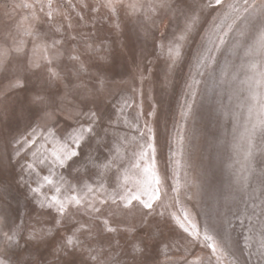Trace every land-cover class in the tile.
Returning <instances> with one entry per match:
<instances>
[{"label": "snow or ice", "instance_id": "1", "mask_svg": "<svg viewBox=\"0 0 264 264\" xmlns=\"http://www.w3.org/2000/svg\"><path fill=\"white\" fill-rule=\"evenodd\" d=\"M230 74L247 85L232 147L251 172L264 154V0H0V264H264V169L250 212L205 207L181 183L197 97L239 123L208 96Z\"/></svg>", "mask_w": 264, "mask_h": 264}, {"label": "rangeland", "instance_id": "2", "mask_svg": "<svg viewBox=\"0 0 264 264\" xmlns=\"http://www.w3.org/2000/svg\"><path fill=\"white\" fill-rule=\"evenodd\" d=\"M58 3H63V0H57ZM164 25L168 24L167 20L163 21ZM166 31V29H163ZM133 46H137L135 37H133ZM117 64L122 65L123 60L117 57ZM123 69L121 68V71ZM188 66L185 65L178 73V78L187 75ZM231 73V68L229 69ZM204 79L207 78V74ZM240 79H243L241 74ZM205 87L201 84V89ZM208 96L219 97L224 95V103L229 105L234 112H239V123L235 121L225 122L223 119H217L218 113L210 110V105L204 102L201 106L202 98L197 97L198 111H195L194 116L189 120L188 125V142L186 145V152L183 157H180L181 168V183L189 182L191 191H200V203L207 207L215 200L219 203L223 211L225 205L232 211H242L245 208V201H248L249 212L251 211V204L258 202L255 199L250 200L249 195L254 192L255 196H259L260 189V174L264 169V154L257 151L254 159L250 162L252 171L248 172L245 169L248 167V162L245 161L242 152L233 149L232 145L240 142V135L243 132L244 122L247 118V104L248 91L247 85H242L239 81H232L231 74L228 77V82L221 87V83L216 80H209L207 84ZM231 94V100L228 95ZM244 105V107H241ZM147 107V105H146ZM131 112V110H129ZM14 126L19 131H24V121H14ZM171 128V124H169ZM168 146L164 139V134L158 138V163L163 170L165 168V161L169 156ZM172 165H168L169 172H171ZM185 173L187 175H185ZM241 176H247V187L241 182ZM8 200L13 201V196H8ZM5 198L0 196V205H3ZM196 203L194 198L192 202L188 203V207L193 214L202 219L197 212V209L192 207ZM23 209V201H21ZM244 231L237 226L233 233L234 239L238 240V250L241 259L248 256V252L244 249L243 239L240 233ZM123 243V241H122ZM197 249V252H200ZM205 252L207 250H204ZM49 250H45L43 255L45 258H51L48 255ZM163 260V256L160 257ZM256 255L252 256L249 264H256Z\"/></svg>", "mask_w": 264, "mask_h": 264}]
</instances>
